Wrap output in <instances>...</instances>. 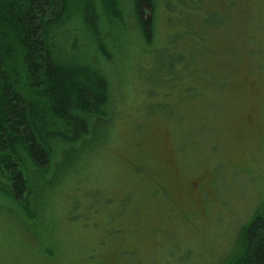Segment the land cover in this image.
<instances>
[{"label":"trees","instance_id":"1","mask_svg":"<svg viewBox=\"0 0 264 264\" xmlns=\"http://www.w3.org/2000/svg\"><path fill=\"white\" fill-rule=\"evenodd\" d=\"M242 1L226 0L220 11L206 0H0V213L15 219L22 234L35 238V242L26 244L29 257L40 258L38 264H51L42 259L56 254L55 246L67 250L66 245L53 242L57 229L68 235L66 224L61 226L60 215L65 213L69 220L85 219L83 224L87 227L85 221L92 212L105 217L110 236L99 238L90 248L89 257L96 256L99 264H105L116 261L120 249L138 247L141 258V247L128 246L131 239L123 236L136 231L131 237L137 241L147 220L140 215L143 208L140 198L136 200L130 188L125 190L119 187L121 182L117 183L116 147L121 130L128 125L116 119L120 90L112 89L108 68L116 58H121L122 38L129 32L132 43L141 44L140 55L134 57H139L138 62H129L131 69L144 61L142 54L161 52L163 47L158 48L159 44L170 46L164 63L161 60L157 68L160 81L149 87L147 94L158 96L159 86L166 83L169 91L163 96L168 99L161 103L179 108L172 100L176 92L182 91V96L189 99L198 91L199 96L205 95L201 85L205 80L198 81L197 76L208 72L205 67L214 58L217 38L228 40L234 23L231 18ZM249 2L251 17L254 0ZM258 10L262 13L260 7ZM263 19L255 27L256 41L264 38ZM245 23L252 44L254 22ZM213 35L218 37L210 41ZM172 47L178 52L174 54ZM207 55L210 58L203 63ZM127 85L125 80L123 86ZM137 97L135 102L143 96L137 93ZM154 105L160 106V101ZM192 107L197 112L202 104L194 103ZM194 115L192 126L198 130L202 118ZM150 119L142 121V126ZM136 130H141V126ZM87 165L104 170L94 177L99 186L82 191V180L88 178L85 174L83 179L77 176L76 191L67 194L54 188L57 183H69ZM130 168L141 175L138 180L147 178L144 164L128 166L123 176H128ZM117 186L122 190L118 196L113 193ZM64 197L72 201L69 212L58 204ZM125 207L135 214H121ZM124 217L129 219L127 228L120 224ZM92 226L95 228L94 223ZM151 229L163 232L159 226ZM0 232L9 241L16 238L10 232L4 235L3 228ZM228 233L230 241L221 255L212 252L211 257L209 251L198 255L191 249L182 255L180 264H195L196 258L205 259L207 255L210 258L204 264H264L263 214L253 213L235 234L229 228ZM101 234L102 231L99 237ZM81 236L74 239L78 241L76 244H70L72 248L78 247L68 257L75 261L72 263L82 264L84 260L80 259L85 249ZM112 242L119 243L113 258L104 255ZM6 243L0 240V254L8 258L0 259V264H26L18 262L15 253L18 250Z\"/></svg>","mask_w":264,"mask_h":264},{"label":"rangeland","instance_id":"2","mask_svg":"<svg viewBox=\"0 0 264 264\" xmlns=\"http://www.w3.org/2000/svg\"><path fill=\"white\" fill-rule=\"evenodd\" d=\"M206 1L220 11L226 3V0ZM249 1L243 0L231 18L234 23L227 41L216 35L209 39L211 41L218 37L214 43V58L205 67L210 74L204 72L197 76L198 81L205 80L201 83L205 95L199 96L198 91L189 99L182 96V91L176 92L172 100L179 108L161 103V100L168 99L163 96L169 91L166 83L159 86L158 96L147 94L148 88L160 81L157 68L161 60L164 63L170 46L159 44L158 48L163 47L161 52L142 54L144 61L136 69H131L129 62H138L139 57H134L140 55L141 44L132 43L130 32L122 38L121 58H116L108 68L112 89L119 87L120 90L117 94L116 119L130 126L121 130L116 147L119 164L116 170L117 183L121 182L119 187L125 190L130 188L136 200L140 198L143 202L140 215L146 218L147 223L142 234H138L137 241L131 237L136 231L123 233L124 237L131 239L128 246L141 247L143 261L139 258L140 248H122L116 261H107L105 264H180L182 255L191 249L198 255L208 254V251L211 257L212 252L221 255L230 241L228 228L235 234L253 213L264 215V38L255 40L257 21L264 18V0H254V16L251 17L252 6ZM259 7L262 13H259ZM245 18L251 24L254 22L252 44L248 41L249 29L244 25ZM181 44L184 49L185 45ZM172 51L174 54L178 52L174 47ZM208 58L210 55L205 57L203 63ZM125 80L128 81L126 88L123 86ZM137 93L143 97L135 102ZM158 100L161 105L155 106L154 102ZM194 103L202 104L197 112L193 110ZM194 114L202 118V121H198V130L192 126L196 117ZM151 117L142 126V121ZM138 126H141L139 131L136 130ZM110 147L111 139L107 144L108 154ZM87 161L90 162L89 159ZM106 161L110 162V159L106 157ZM139 164L146 167L147 178L138 180L141 175L133 172V168L128 169L127 177L123 176L125 168L131 165L137 167ZM103 171L91 165L84 166L69 183H57L54 188L67 194L76 191L74 185L78 182L77 176L81 175L83 179L88 174V178L82 180V191L91 190L92 186H99L94 177ZM119 187L113 189L117 196L122 194ZM94 197L96 202L98 199ZM58 204L63 211L69 212L72 201L64 197ZM120 212L135 214L130 207ZM46 219L45 216L44 221ZM84 220H69L62 213L59 221L61 226L66 224L68 235L61 228L57 229L58 235L53 242L58 246L66 245L67 250L62 251L55 246L56 254L46 255V259L42 260L51 264L63 262L78 251L77 246L72 248L70 244H76L78 241L74 239L82 235L85 246L80 258H84L82 264H99L96 256L89 257L88 254L99 238L110 236L106 231L105 217L101 213H89L85 221L87 227L83 224ZM120 224L127 228L129 219L122 218ZM154 226H159L163 232L151 229ZM0 228L4 229V235L10 232L16 237L9 241L8 237L0 236V240L7 242V245L12 244L18 250L15 252L18 262H40V258L29 257L26 250L27 242H35V238L22 234L15 219L0 213ZM101 231L102 237H99ZM113 244L115 242L106 248L104 255L107 257L116 255L119 243ZM152 248H155L153 252ZM210 256L207 255L205 259ZM0 259L8 258L0 254ZM205 259L196 258L195 264L198 260V264H204ZM72 262L75 261L68 258L63 264H76Z\"/></svg>","mask_w":264,"mask_h":264}]
</instances>
